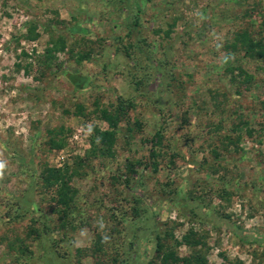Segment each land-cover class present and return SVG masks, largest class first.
Returning <instances> with one entry per match:
<instances>
[{
    "label": "rangeland",
    "instance_id": "obj_1",
    "mask_svg": "<svg viewBox=\"0 0 264 264\" xmlns=\"http://www.w3.org/2000/svg\"><path fill=\"white\" fill-rule=\"evenodd\" d=\"M241 32L264 39V0H0V264H161L155 233L189 228L208 264H264V61L232 50ZM119 97L135 106L113 155L77 166L94 128L110 129L97 108ZM127 160L140 163L125 183ZM65 164L62 225L42 173ZM135 199L142 215L118 225Z\"/></svg>",
    "mask_w": 264,
    "mask_h": 264
},
{
    "label": "trees",
    "instance_id": "obj_2",
    "mask_svg": "<svg viewBox=\"0 0 264 264\" xmlns=\"http://www.w3.org/2000/svg\"><path fill=\"white\" fill-rule=\"evenodd\" d=\"M134 22L136 23V20ZM32 31V29H29V34H31ZM165 34L168 35L169 30H167ZM238 44H240L241 49L244 51L246 56L259 60L261 59L262 61H264V39L253 41L252 39H249L248 35L245 32H241L235 35V39L232 44L233 51L237 49ZM127 49L128 47L125 48L126 54L130 55V52ZM232 55V52H229V56ZM226 68L230 70L232 69L230 67V64H228ZM239 73H243L245 75V79L249 78V76H247V74L241 68H239ZM65 75L76 87L83 86L87 79L85 76L78 73L66 72ZM134 106L135 104L131 99L119 97L113 111L97 108L101 113V117L109 124L110 129L101 130L96 127L94 128L93 134L91 135L90 139V148L85 152L83 156L77 157L75 161L77 166L93 157L104 158L113 155L118 122L123 120L125 121L128 110L130 108H133ZM135 128H140V122L138 119L135 120L134 126L131 124L126 125V130L128 133L125 136L128 139H132L133 131ZM50 133L55 134L51 131ZM160 136L161 132L160 130H157V132L152 137L151 146L149 149V163L153 171L158 170V158L162 155L160 146L155 140ZM50 143L56 148H61L63 146L61 142L55 141V138H53V136H51L50 138ZM139 163L140 161L138 160H127V162L125 163V171L123 173L125 176V183L130 182V179L136 173L135 165ZM77 166L75 168H72V170H69L68 165L65 164L61 169V174L59 175V177H56L50 168H45L44 172L42 173L45 186H55L54 201L60 207L58 211H61V213L64 215L62 225H65V217L68 215L74 201L76 190H74L69 184V180L70 176L77 173ZM211 167L213 171L216 170L215 165H211ZM197 199L201 198L197 197ZM142 210L143 209L139 206V200L135 199L128 211L126 210L122 212V218L117 221V224L123 226L124 219L126 220L127 217L134 220L140 218V216L142 215ZM187 214L196 215V212L194 211V208L191 207ZM227 228L233 231L241 241H260L257 237L253 239L246 238L245 234L236 231L235 228H232V226L230 225H227ZM237 228L239 227L237 226ZM167 239H172L173 244L170 246L166 245L164 241ZM155 240L156 241L154 249L156 252V256L160 258L161 264H208L206 256L204 254V250L207 248L206 239L204 236H200L193 228L187 229L180 236V238H176L173 231H171L170 229H164L162 233H155ZM181 245H184L189 249V252L186 255H179L177 248Z\"/></svg>",
    "mask_w": 264,
    "mask_h": 264
},
{
    "label": "clouds",
    "instance_id": "obj_3",
    "mask_svg": "<svg viewBox=\"0 0 264 264\" xmlns=\"http://www.w3.org/2000/svg\"><path fill=\"white\" fill-rule=\"evenodd\" d=\"M3 167H4L3 162H0V169H3Z\"/></svg>",
    "mask_w": 264,
    "mask_h": 264
}]
</instances>
